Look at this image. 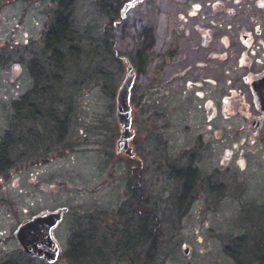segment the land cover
Returning a JSON list of instances; mask_svg holds the SVG:
<instances>
[{"label": "rangeland", "instance_id": "rangeland-1", "mask_svg": "<svg viewBox=\"0 0 264 264\" xmlns=\"http://www.w3.org/2000/svg\"><path fill=\"white\" fill-rule=\"evenodd\" d=\"M74 2L71 25L79 37L73 55L71 43L63 49L67 59L60 68L53 50H46V34L59 11L57 0L0 1V142L5 134L11 137L10 162L19 172L17 180L0 186V264H47L24 255L15 232L32 217L63 208L69 211L53 231L61 248L54 264H261L264 136L256 140L248 133L234 135L223 131L221 123L217 132L222 135L214 142L217 173L211 174L213 184L207 188L211 193L200 194L192 209L181 215L165 209L166 180L163 186L154 183L150 230L146 234L143 228L136 229L146 212H134L131 184L139 177L144 182L146 176L141 169L133 176L128 157L116 153L121 131L116 99L127 66L118 58L129 59V22L122 24L120 43L111 41V58L106 59L102 37L104 28L114 25L109 11L118 0ZM52 75L61 82L51 84ZM21 96L30 98L27 119L19 126L27 129L25 147L18 146L14 126L22 113L15 107ZM37 112L38 119L32 122L29 113ZM169 123L171 127L157 139L169 140L171 151L185 148L194 132L188 135L183 129L195 128V122ZM229 127L238 125L229 121ZM133 128L137 144L145 148L150 142L147 121L141 119ZM32 129L35 135L39 132L40 144L29 142ZM235 146L237 164L232 163L229 172L219 162L224 151ZM204 161L208 171L209 160ZM73 240L86 245L82 248L90 252V259L84 255L73 261Z\"/></svg>", "mask_w": 264, "mask_h": 264}, {"label": "flooded vegetation", "instance_id": "flooded-vegetation-1", "mask_svg": "<svg viewBox=\"0 0 264 264\" xmlns=\"http://www.w3.org/2000/svg\"><path fill=\"white\" fill-rule=\"evenodd\" d=\"M129 1L118 0L116 5L115 44L120 43V35L125 33L121 29L123 22H129V59H118L129 64L133 76L131 124L146 120L150 142L145 148L138 145L133 128L131 153L120 148L121 134L116 153L128 157L133 176L135 170L141 169L146 178L150 177L143 178L144 182L139 177L140 181L131 184L134 212H146L144 222L136 229L143 228L147 234L150 216L154 215L151 202L154 183L163 186L166 180L167 188L162 193L166 196L165 209L181 215L192 209V202L200 194L211 193L207 192L213 184L209 182L210 176L217 173L214 142L216 136L222 135V131L217 132L221 130L218 123L225 128L223 131H232L234 135L248 133L256 140L264 136V0H138L124 14ZM137 9L142 11L135 12ZM29 100L20 97L22 113L14 120L20 147L26 146L27 129L19 126L27 119ZM29 115L32 122L38 119V113ZM173 120L195 122V128H184L188 135L194 132L191 141L185 148L171 151L169 140L159 141L156 135L161 133L163 137L164 130L171 127L167 123ZM229 121H235L238 127L226 128ZM33 132L29 142L40 144L39 132L36 135ZM10 140L5 134L0 142L5 158L0 165V186L10 179L17 180L19 175L14 162H10L14 149ZM235 147L225 150L220 158L219 165L227 171L232 163L237 164ZM204 159L209 160L208 171ZM205 174H209L207 178ZM215 184H219L218 180ZM84 248L87 249L86 245ZM261 261L264 264V256Z\"/></svg>", "mask_w": 264, "mask_h": 264}, {"label": "water", "instance_id": "water-1", "mask_svg": "<svg viewBox=\"0 0 264 264\" xmlns=\"http://www.w3.org/2000/svg\"><path fill=\"white\" fill-rule=\"evenodd\" d=\"M136 1L138 0L127 3L123 13L132 8ZM130 71L131 69L128 66L127 75L117 94L116 106V116L121 128L119 146L120 148L124 147L127 154L131 153L129 141L134 135L131 129L130 107V91L133 85V76L130 75ZM121 143H123V146H121ZM67 211V208H63L57 212L37 216L18 228L16 236L25 254L42 259L49 264L57 262L60 248L53 238L52 230L62 221L63 214Z\"/></svg>", "mask_w": 264, "mask_h": 264}, {"label": "trees", "instance_id": "trees-1", "mask_svg": "<svg viewBox=\"0 0 264 264\" xmlns=\"http://www.w3.org/2000/svg\"><path fill=\"white\" fill-rule=\"evenodd\" d=\"M0 1L4 2V1H10V0H0ZM107 1L108 0H104V2H107ZM57 2H58L59 11L56 12V14H54L53 23H52L50 29L48 30V32L46 34V50L47 51H48V49L53 50L54 58L57 57V59H59L58 61H56L57 62L56 66L60 67L61 65L62 66L64 65L65 60L67 59L65 57V55L62 54L63 49L67 46L68 43H71V45H69V50L72 52V55H73L74 45L77 44L79 36L77 35L78 33L75 32V30L73 29V26L71 25V23L73 21L71 8L75 5L74 0H57ZM116 5H117V2H115L114 7L112 6L113 10L111 9L109 11V13H110L109 18L112 20L114 18H116V15H117ZM112 11H114L113 14H112ZM112 31L114 32V27L111 26V24L108 27L104 28V35L102 38L104 39V44H105V57H106V59L111 58L110 56L112 54V50L110 47V43L112 40L114 42L115 37H116L115 32H114V35L111 34ZM113 57H115V52H114ZM60 68H62V67H60ZM52 78L53 79L51 80L52 81L51 84H53L54 82H61V81L56 80L57 79L56 76L52 75ZM52 89H53V87H52ZM45 101H47V99H45ZM45 101L41 99L40 102L46 103ZM52 101L53 100H50V102L48 101L49 105H52ZM15 107H16V109H19V103H15ZM48 115H51V116L53 115V108H49V114ZM4 159H5L4 158V150L2 149V150H0V165L4 161ZM75 241L73 240V242H72L73 255H71V256H72L73 261L75 260L76 262H78L84 258V255L86 258L85 253H87V251L84 252V250H83L84 245L83 244H80V243L76 244ZM87 255L90 257V252ZM4 264H15V263L12 261H7Z\"/></svg>", "mask_w": 264, "mask_h": 264}]
</instances>
